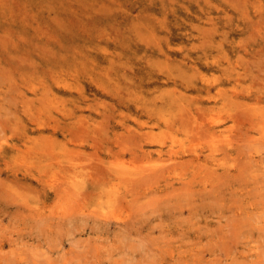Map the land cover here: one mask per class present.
<instances>
[{
    "label": "rangeland",
    "instance_id": "obj_1",
    "mask_svg": "<svg viewBox=\"0 0 264 264\" xmlns=\"http://www.w3.org/2000/svg\"><path fill=\"white\" fill-rule=\"evenodd\" d=\"M260 68L262 69L261 73L258 71ZM263 69L264 0H0V264H82L81 261H84L83 264H87L91 258L89 255L96 259H90L89 263L92 262V264H128L129 259L134 264H148L149 262L151 264L153 261L152 264H161V262L170 264L172 261L173 264L174 262L176 264H183V262L185 264H199V262L200 264H213L214 262L211 263L210 259H214V255L219 251H222L220 252L221 257L218 254L216 256L221 259L219 258V262L216 260V264H225L226 262L230 264V259L233 260V263L239 264L240 258L244 260V262L241 260L240 264H264V257L262 258L264 242H260L264 237V231L262 235L259 228L264 226V196L260 195L262 192L264 193V184L262 183L264 179L261 175L256 176L264 175V136L260 129V122L264 119ZM255 76H260L257 77L259 80ZM3 79H5L4 83ZM236 92H240L239 97L236 96ZM257 92L263 97L261 102L263 106L261 103V105L256 103L254 94ZM241 104H243V108H239ZM199 106L209 108L208 114L203 115L202 110H200V114L207 122L215 120L216 131L222 134V136L219 134V139H210L207 136H204L207 140L203 139V136L191 138L192 133L187 134V131H180L178 126L176 128L178 132L173 130L171 125L173 122L182 116L186 118V108L191 107L195 110ZM256 106L258 107L255 108ZM242 109L249 112L246 114L250 115L251 121L246 120L248 116H243V121L239 118L233 120L228 114L229 110L230 114H235L237 111L238 113L243 111ZM104 122L107 124L104 125ZM228 126L233 130L223 133L222 130ZM135 130L138 132L136 133ZM132 132H135L136 136L128 134ZM143 132H151V135L148 137L146 134L143 138L137 137ZM122 134L130 136L132 139H128L126 136L128 140L125 138L126 142H123ZM191 134L192 136H190ZM251 134L256 135V138ZM228 135L234 139L231 146V157L218 151L214 152L213 156L204 159L206 154L212 151L210 147L206 146L215 144V141L217 145L219 143L221 146H226L220 139ZM237 137L239 140L235 139ZM135 139L139 144H142L138 145ZM190 139L193 142H189ZM133 140L135 145L129 143ZM210 140H213L212 143ZM237 141L248 145L247 148L250 147V149L245 148L244 145L243 147L242 143L239 144ZM93 143L95 144L93 145ZM172 143L178 148L181 146L190 148L188 147L190 143L191 147H205V152L201 154L204 158L198 162L189 152L185 153L184 157L177 160L184 161L183 165H180L181 167L179 166L170 174L167 173L166 176L152 180L153 182H144L145 184L142 187L137 186V191L126 197L125 201L121 200L124 197L122 194L127 196L124 183L119 184L120 180L118 179L110 182L106 171L111 172L113 169L128 170L129 172L141 171V165L148 164L147 158L132 159L131 148V151L142 152L143 149L154 150L161 145L169 148ZM236 143L237 145L234 146ZM50 145L52 148L49 149ZM262 149L263 151H261ZM113 150L119 151V153ZM244 150L249 151L246 153ZM246 154L248 155L246 156ZM168 156L170 154L164 155L166 158ZM246 157H248L247 159L254 157L252 158L254 160L249 159L248 161H255L256 164L248 163ZM225 158L227 159L225 160ZM125 159L126 161H124ZM137 159H141L142 164ZM239 159H243L242 161L246 164H241L242 161H238ZM134 160L136 162L132 165ZM165 161L167 163V160ZM165 161L162 162L165 163ZM169 162L175 161L169 159ZM248 164L249 166H247ZM200 165H204L201 170L199 169ZM196 167L198 168L196 169ZM241 168L243 175L239 172ZM96 169H98L97 172ZM90 170L94 171L93 173L96 172L95 174H100L98 179L87 175V172H91ZM196 170L201 175H198ZM249 171L250 173H248ZM193 172L196 173L195 176H193ZM236 173L239 175L235 177ZM225 174L227 178L224 177ZM241 176H245L246 181ZM249 177L252 180H249ZM255 177L259 181H256ZM182 179L186 184L181 182ZM54 180L55 187L50 185ZM74 180L79 186L74 183ZM58 181L70 184L73 182L71 184L73 187L70 189L76 187L77 192L70 191L67 194L68 190L56 186ZM188 182H191L192 185H188ZM255 182H259V185ZM210 184L212 185L210 186ZM219 184L221 188L218 186ZM74 185L76 186L74 187ZM218 187L220 188L219 192ZM250 187L251 189H249ZM169 188L172 191L174 189V193L171 192L176 197L171 196ZM260 188L263 191H259ZM32 190L37 195L33 194ZM166 190L168 193L165 194ZM11 191L13 194L15 192V195ZM182 191L185 192L180 193ZM162 192L165 196L167 194L170 196L167 195V200H164L169 203H164L163 199L166 198L159 196ZM136 193L140 194L134 197L133 194ZM150 193H153L154 196ZM188 193L191 195H187ZM118 194L121 196L119 203H117ZM145 194L147 195L144 196ZM163 194L162 196H164ZM16 195L17 197H14ZM132 195L135 200L139 199V202L137 200L139 204L135 200L133 201ZM149 195L154 199L152 197L150 199ZM181 196L185 197L184 200ZM10 197L16 199L12 202ZM63 197L65 198L63 199ZM190 197L192 201H189ZM255 197L258 200L255 201ZM259 197L262 201L259 200ZM26 198L25 203L29 204H21ZM175 198L179 199V203H174L176 202ZM201 198L202 200L209 198V202L207 200L205 203L201 201ZM73 199L78 204L71 207L74 203ZM146 199H148V203L145 202ZM181 200L185 204L181 203ZM70 202L72 203L70 204ZM213 202L216 206L211 208ZM141 203L142 206H140ZM149 203L153 206H148ZM171 203L176 209L172 207ZM195 203L197 207H195ZM69 204L72 210L76 208L77 213L73 211L74 215L68 208ZM207 204L209 205L207 206ZM240 204L241 206H239ZM129 205H132V209L136 206L135 208L139 209L140 213L136 209L131 210ZM178 205L180 210L183 207L181 211L177 210ZM155 206H159L158 211L157 208H154ZM16 208L18 209L16 210ZM151 208L152 211L156 209L158 213L151 212ZM147 209L151 215H146ZM94 210L97 212H93ZM108 210L109 215L102 216ZM243 210L244 212H242ZM137 212L141 215H138ZM232 212L237 215L234 216ZM223 213H227L228 216ZM251 213L254 219L258 217L257 220H259L258 223L256 220L252 221L254 227L251 225L253 219L250 218ZM32 214H34V218H37L31 217ZM70 214L74 217L69 216ZM173 214L178 216L175 215L176 218H173ZM259 214L260 216H258ZM37 215L46 217V219H42V226H40V216ZM197 215L200 217L198 218ZM238 215H241V218ZM138 216L141 217L139 220ZM224 216H230L231 223L235 226L230 223L227 225V222L230 221H226L227 218ZM233 217H236L240 224L244 223L242 224L244 228L241 229L245 230L244 234L239 229L241 225L238 226L240 232L238 229H234L239 223L236 219L234 221ZM229 218L227 220H230ZM46 221L47 224L44 225ZM218 221L223 224V226L218 225L220 228L216 225ZM140 222L141 224H139ZM37 223L40 229H36ZM56 223H59L60 226H57ZM98 223L100 226L97 228L96 224L98 225ZM246 223L249 228H245ZM200 224H204L203 227H200L201 229L198 228ZM133 225L137 227L134 228ZM207 225H209L208 228ZM67 226L70 227L69 232ZM93 226H96L95 229H92ZM121 226L124 228L122 229ZM161 226L162 229H160ZM138 228L140 230L137 231ZM149 228L151 229L149 230ZM55 229H60V232ZM38 230L43 231V233L41 232L42 236ZM44 230L48 236L45 235ZM146 231L147 233H145ZM182 231L185 237L179 234ZM217 231L220 232V237ZM137 232H141L140 234L146 239L150 237L151 239L148 238V240L157 251L149 248L152 247L149 241H145L142 235ZM162 232H164L163 234L167 233L165 237ZM235 232L236 234H234ZM67 233L68 235L71 233L70 236H66ZM240 234H243L241 235L243 236L242 240ZM168 235H172V237ZM90 236L93 238L90 239ZM173 237L174 240H172ZM120 238L126 242L127 247ZM128 239L129 241L133 239V241L130 243ZM232 239L236 243L234 251L229 250L234 245L232 243L230 246ZM189 240L194 243L188 242ZM218 240L221 243L224 241L223 245L220 243L221 247H219V243L217 244ZM197 241L198 243H196ZM86 242L89 245L92 242L94 247L98 246L96 253L93 251L95 248L90 246L88 249L89 245L87 246ZM119 242L128 249L122 247ZM127 242L132 246L130 247ZM113 244V247L116 245V249L111 248ZM162 244H165L164 247ZM204 244L210 245L205 247ZM212 244L213 246L215 244L216 247H211ZM82 247L84 251L90 252L87 257L85 256L86 252L82 253ZM237 248L238 250L235 251ZM73 249L81 250L84 256L79 259L76 256V253L79 252H75ZM91 249L94 254L91 253ZM111 249L116 251L120 249L121 253L124 251L125 253L121 254L118 251L117 253ZM134 249L135 251H133ZM158 249L160 251L167 250L158 252ZM231 249L233 250V248ZM250 249L252 251H249ZM102 250L107 252L104 253ZM110 250L114 253L110 254ZM16 251L20 255H16L18 254ZM104 254L114 257L108 256L107 259ZM117 257L123 259L119 261ZM125 258L127 260H124ZM234 259L239 261H234ZM255 260L256 262H254ZM69 261L73 262L69 263Z\"/></svg>",
    "mask_w": 264,
    "mask_h": 264
},
{
    "label": "bare ground",
    "instance_id": "obj_2",
    "mask_svg": "<svg viewBox=\"0 0 264 264\" xmlns=\"http://www.w3.org/2000/svg\"><path fill=\"white\" fill-rule=\"evenodd\" d=\"M262 68V67H261ZM259 69L258 71H260V70H262V69ZM264 70V69H263ZM262 71H260V73H261ZM259 73V72H258ZM7 76V75H6ZM10 76V75H9ZM227 76H228V74H227ZM229 76H231V75H229ZM237 77V76H236ZM256 77V76H255ZM257 77H260V76H257ZM256 77V78H257ZM262 77V76H261ZM8 78V77H7ZM238 78V77H237ZM263 78V77H262ZM0 79H1V77H0ZM244 79V78H243ZM258 80H259V78H257ZM261 79V78H260ZM238 80V79H237ZM240 80H242V79H240ZM256 80V79H255ZM2 81V80H1ZM4 81H5V79H3V83H4ZM252 82V81H251ZM260 87V86H259ZM262 88V87H261ZM208 93V92H207ZM239 93L240 92H236L235 94H236V96H238L239 97ZM216 94V93H215ZM234 94V95H235ZM170 95V94H169ZM190 95V94H189ZM234 95H233V97H234ZM160 96V95H159ZM229 96H231V95H229ZM243 96H245V95H243ZM249 96H253V95H249ZM180 97V96H179ZM193 97V96H192ZM211 98H213L214 96H210ZM223 97V96H222ZM227 97V96H226ZM233 97H231V98H233ZM178 98V97H177ZM183 98V97H182ZM200 98V97H199ZM228 98V97H227ZM237 98V97H236ZM254 98H256V103H258V104H260L261 102H262V99H263V97H262V95L261 94H259L258 92L257 93H255L254 94ZM190 99V98H189ZM165 100V99H164ZM152 101V100H151ZM246 101V100H245ZM248 101V100H247ZM235 102V101H234ZM250 102V101H249ZM255 102V101H254ZM238 103H241V102H238ZM247 104V103H246ZM262 104V103H261ZM260 104V105H261ZM250 105V104H249ZM243 106V104H241V105H239V108L240 107H242ZM261 106H263V104L261 105ZM258 106H256L255 108H257ZM213 108V107H212ZM239 108H237V109H239ZM243 108V107H242ZM255 108H254V110H255ZM263 108V107H262ZM2 109V108H1ZM184 109V108H183ZM252 110H253V108H251ZM186 110V115H185V117L186 118H184L183 116L179 119V120H176V122H173V124H171L172 125V127L174 128L173 130L175 131L176 130V128H177V126H178V129L180 130V131H182V130H184V131H187V134H190V133H192L193 134V136H192V134L190 135V136H192L191 138H196V136L198 137H201V136H203V139H205V140H207L204 136H207L208 138L210 137V139L211 138H218L220 135L222 136V134L221 133H219V132H217L216 131V126H217V123H215L214 121L215 120H211L210 122H207V120L200 114V110H202L203 112H204V114L203 115H205L206 113L208 114V111H209V108L208 107H201V106H199V107H197V108H195V110H193V108H191V107H188V108H186L185 109ZM243 111H241V112H239L238 113V111H237V113H235V114H230V110L228 111V114L231 116V119H236V118H239V119H241V121H243L244 119H243V116H248L247 118L248 119H246L247 121L248 120H250L251 121V119H250V115H247V114H249V112H247L245 109H242ZM257 110V109H256ZM201 111V112H202ZM258 111V110H257ZM247 113V114H246ZM181 114V113H180ZM214 114V113H213ZM3 115V114H2ZM1 116V115H0ZM207 116V115H206ZM179 117V116H178ZM252 117V119H253V116H251ZM37 121V120H36ZM209 121V120H208ZM239 121V120H238ZM237 121V122H238ZM16 122V121H15ZM255 122V121H254ZM6 123V122H5ZM261 127H260V129H261V132H262V134H263V136H264V119L263 120H261ZM1 124V123H0ZM107 123H105L104 122V125H106ZM126 124V123H125ZM223 124V123H222ZM240 124V123H239ZM54 125H55V123H54ZM238 125V124H237ZM240 125H242V124H240ZM239 125V126H240ZM254 125H255V123H254ZM226 126V125H225ZM181 127V128H180ZM229 127V126H228ZM226 127L224 130H222L223 131V133H227L228 132V130L229 131H232L233 130V128L232 127ZM248 127H250V126H248ZM7 128V127H6ZM14 129V128H13ZM178 129L176 130V132H178ZM2 130V129H1ZM3 130H4V128H3ZM2 130V131H3ZM221 130V129H220ZM17 131V130H16ZM19 131H21L20 129H19ZM136 131V130H135ZM1 132V131H0ZM115 132V131H114ZM138 131H136V133H137ZM116 133H117V131H116ZM135 133V132H134ZM134 133L132 132V133H128L129 135H131V134H133L134 135ZM135 133V134H136ZM232 133V132H231ZM236 133H239V132H236ZM249 133V132H248ZM258 133V132H257ZM115 134V133H114ZM124 134H125V132H124ZM147 134V136L149 137L150 135H151V132H143V133H141V135H138L137 137H139V136H141V138H143V136L144 135H146ZM220 134V135H219ZM123 135V134H122ZM236 135H238V134H236ZM241 135V134H240ZM249 135V134H248ZM252 135V134H251ZM126 136H128V135H126ZM126 136L125 135H123L122 137H121V139L122 138H124L123 139V142H126V140H128V139H132V138H130V136H128L127 138H126ZM132 136V135H131ZM134 136H136V135H134ZM171 136V135H170ZM169 136V137H170ZM244 136V135H243ZM253 136V135H252ZM251 136V137H252ZM3 137V136H2ZM1 137V138H2ZM24 137V136H23ZM235 137V136H234ZM240 137V136H239ZM242 137V136H241ZM244 137H247V136H244ZM250 137V138H251ZM253 137H255L256 138V135H254ZM125 138H126V140H125ZM140 138V137H139ZM87 139V138H86ZM120 139V140H121ZM200 139V138H199ZM202 139V138H201ZM202 139V140H203ZM219 139V138H218ZM235 139H237V140H239L238 139V137L237 138H235ZM254 139V138H253ZM116 140H118V139H116ZM125 140V141H124ZM205 140H203V141H205ZM221 140V142H222V144H223V142H224V144L226 145V146H221L219 143H218V145L216 144L217 142L215 141V144H212V145H209V146H206V147H210L211 148V152H209V153H207L206 154V156H205V158L204 157H202V155L201 154H203L204 152H205V147H195V146H192L191 147V143H190V146H188V147H190V148H187V147H183V146H181V147H177V146H175V144H171V145H169V148H165V147H163V145H161V147H158V148H156V149H154V150H148V149H143V151L141 152V151H138V150H136V151H131V149H130V155H131V158L133 159H135L136 160V158H138L139 159V157H143V158H147L146 159V162H148V164L147 165H145V163H143L142 164V160L140 159V160H138L137 159V161H141V171H135V172H129L128 170H122V169H113V171L111 170V172L109 171V170H107L106 171V174L108 175L107 176V178H109L108 180H110V182H112L114 179H118V180H120V182H119V184L122 182V183H124V189H125V193L127 194V196H125V195H123L122 194V196H124L122 199H121V196H119V194H118V196L119 197H117L118 198V202L117 203H119L120 201H119V199H121V200H124V199H126V197H129L130 196V194L131 193H133L134 191H137V186H139V187H142L145 183L144 182H148V181H152V180H157L159 177L161 178V176H166L167 175V173H171L172 171H175L180 165L182 166L183 165V163H184V161L183 160H181V161H177L180 157H184L185 156V153H190L191 155H193L194 156V158H196L197 160H198V162H199V160H201L202 158H204V159H206V157H209V156H213V154H214V152H218V151H220V152H224V155H226V156H230L231 157V155H230V153H231V149H232V145H233V141H234V139H233V137L231 136V135H228V136H225L224 138H221L220 139ZM244 140H245V138H244ZM49 141H51V140H49ZM122 141V140H121ZM129 141H131V140H129ZM128 141V142H129ZM198 141V140H197ZM213 141V140H212ZM212 141L210 140V142L212 143ZM236 141V140H235ZM249 141V140H248ZM257 141V140H256ZM261 141L263 142V138L261 139ZM119 142V141H118ZM135 142L136 143H138V141L135 139ZM139 142H140V140H139ZM189 142H193V141H191V139H190V141ZM238 142V141H237ZM120 143V142H119ZM118 143V144H119ZM130 144L131 143H134V140H133V142H129ZM141 143V142H140ZM206 143H207V141H206ZM239 144L240 143H242V142H238ZM247 143V142H246ZM90 144H91V142H90ZM95 143H93V145H94ZM121 144V143H120ZM119 144V145H120ZM128 144V143H127ZM142 144V143H141ZM141 144H139L138 143V145H141ZM161 144H163V143H161ZM238 144V145H239ZM249 144V143H248ZM18 145V144H17ZM92 145V144H91ZM133 145V144H132ZM134 145H135V143H134ZM235 145H237V143L236 144H234V146ZM245 146V148H247L248 147V145H245V144H243L242 143V146ZM47 146V145H46ZM97 146V145H96ZM121 146V145H120ZM120 146H119V148H120ZM123 146H126L125 144H123ZM180 146V145H179ZM243 146V147H244ZM253 146V145H252ZM251 146V147H252ZM264 146V145H263ZM13 147V146H12ZM16 147V146H15ZM50 147L52 148V146L50 145L49 146V149H50ZM142 148H143V146H141ZM242 147V148H243ZM17 148V147H16ZM43 148L45 149V146H43ZM48 148V147H47ZM128 148V147H127ZM209 148V149H210ZM254 148V147H253ZM17 149H19V148H17ZM49 149H47V150H49ZM134 149H135V147H134ZM166 149V150H165ZM247 149H250V147L249 148H247ZM246 149V150H247ZM20 150V149H19ZM24 150V149H23ZM40 151H42V150H40ZM43 151H45V150H43ZM111 151H112V149H111ZM114 151V150H113ZM238 151V150H237ZM236 151V152H237ZM241 151V150H240ZM245 151V150H244ZM249 151V150H248ZM247 151V152H248ZM261 151H263V149L261 150ZM21 152H23V151H21ZM28 152V151H27ZM46 152V151H45ZM114 152H118L119 153V151H114ZM113 152V153H114ZM121 152V151H120ZM246 152V151H245ZM246 152V153H247ZM33 153V152H32ZM54 153V152H53ZM118 153H116V154H118ZM242 153V152H241ZM240 153V154H241ZM26 154H28V153H26ZM41 154V153H40ZM39 154V155H40ZM168 154H170V156H168V158H166V157H164V155H168ZM248 154H246V156H247ZM237 156V155H236ZM262 156H263V154H262ZM45 157V156H44ZM156 157H157V159H156ZM223 157H225V156H223ZM234 157V156H233ZM261 157V156H260ZM50 158V157H49ZM100 158V157H99ZM98 158V159H99ZM115 158H118V157H115ZM115 158H113V159H115ZM127 158H129V157H127ZM192 158V157H191ZM193 158V159H194ZM228 158V157H227ZM227 158H225V160L227 159ZM248 157H246V159H247ZM252 158H254V157H252ZM252 158H249L250 160L252 159ZM103 159V158H102ZM120 159H122V157H120ZM124 159V158H123ZM169 159H170V161H171V159H174V161L175 162H169ZM185 159V158H184ZM188 159H190V158H188ZM188 159H187V162H189L188 161ZM192 159V160H193ZM216 159V158H215ZM244 159V158H243ZM242 159V160H243ZM246 159H244V160H246ZM249 159H247V161L249 160ZM46 160V159H45ZM53 160V159H52ZM100 160V159H99ZM132 161L133 163H132V165L136 162V161ZM165 160H167V163H166V161ZM192 160H190V162L192 163ZM230 160V159H229ZM235 160V159H234ZM242 160H238V161H242ZM252 160H254V159H252ZM53 161H55V160H53ZM113 161H117V160H113ZM124 161H126V159L124 160ZM165 161V163H163V162ZM34 162V161H33ZM117 162H119V161H117ZM121 162V161H120ZM127 162H128V160H127ZM194 162H196V161H194ZM243 162V161H242ZM241 162V164H246L245 162H243L242 163ZM251 161H248V163H250ZM253 162V163H252ZM251 163L253 164V165H255L256 163H254L255 161H252ZM130 163V162H129ZM138 163V162H137ZM179 163V164H178ZM200 163L202 164V162L200 161ZM238 163H240V162H238ZM34 164V163H33ZM101 164V163H100ZM104 164V163H103ZM139 164V163H138ZM251 164V165H252ZM257 164H259V163H257ZM35 165V164H34ZM73 165V164H72ZM76 165V164H75ZM145 165V166H144ZM236 165V164H235ZM252 165V166H253ZM17 166V165H16ZM24 166V165H23ZM26 166V165H25ZM36 166H37V163H36ZM139 167H140V165H138ZM180 166V167H181ZM201 166V168H199L200 170L202 169V166L204 167V165H200ZM206 166H208V165H206ZM239 166H242V165H239ZM247 166H249V164L247 165ZM39 167V166H38ZM37 167V168H38ZM110 167V166H109ZM185 167H187V165L185 164ZM199 167V166H198ZM198 167H196V169L198 168ZM235 167V166H234ZM242 167H244V166H242ZM254 167H256V166H254ZM74 168V167H73ZM76 168V167H75ZM113 168H115V167H113ZM117 168V167H116ZM245 169H246V167H244ZM18 169V168H17ZM94 169V168H93ZM189 169H190V167H189ZM211 169V168H210ZM209 169V170H210ZM244 169V170H245ZM254 169V168H253ZM262 170H263V168H261ZM28 170V169H27ZM77 170V169H76ZM100 170H103V169H100ZM213 170V169H212ZM239 170V169H238ZM241 170V171H240ZM239 170V172H241V175H243L242 174V168ZM250 170V169H249ZM252 170V169H251ZM256 170V169H255ZM258 170H260V169H258ZM69 171V170H68ZM91 171V170H90ZM96 172L98 171V169H96L95 170ZM184 171V170H183ZM191 171V170H190ZM194 171V170H193ZM196 171H198V170H196ZM206 171V170H205ZM227 171V170H226ZM247 171V170H246ZM78 172V171H77ZM94 172V171H93ZM92 171L91 172H87V175H89V177H95L94 179H98V177H99V175L100 174H95V173H93ZM101 172V171H100ZM215 173H216V171H214ZM262 172V171H261ZM80 173V172H79ZM227 173H228V171H227ZM248 173H250V171L248 172ZM54 174V173H53ZM52 174V175H53ZM168 174V175H169ZM176 174H179V175H181L182 173H176ZM196 174V173H195ZM195 174H194V172H193V176H195ZM200 174V172L198 171V175ZM211 174H214V173H211ZM221 174V173H220ZM229 174V173H228ZM259 174V173H258ZM7 175V174H6ZM38 175V174H37ZM76 175H79V174H76ZM201 175V174H200ZM237 175H239L238 173H236L235 174V177L237 176ZM249 175H251V174H249ZM254 175H256V174H254ZM261 175V177L264 179V175L262 176V174H259V175H256V176H260ZM53 176H55V175H53ZM203 176H205V174H203ZM209 176V175H208ZM210 176H212V175H210ZM218 176V175H217ZM229 176V175H228ZM231 176V175H230ZM246 176V175H245ZM245 176H241L242 178L244 177V181H246L245 180ZM57 177V176H56ZM55 177V178H56ZM101 177H102V175H101ZM213 177V176H212ZM216 177V176H215ZM224 177L225 178H227L226 177V174L224 175ZM234 177V178H235ZM251 178H252V176H250ZM249 177V180H252L251 178ZM254 177V176H253ZM260 177V178H261ZM40 178V177H39ZM51 178V177H50ZM105 178V177H104ZM103 178V179H104ZM186 178V177H185ZM188 178H190V177H188ZM201 179H203L202 177H200ZM205 178V177H204ZM207 178V177H206ZM232 178V177H231ZM256 178V181H259V180H257V177H255ZM2 179V178H1ZM73 179H75V178H73ZM199 179V178H198ZM200 179V180H201ZM47 180H48V178H47ZM61 180V179H60ZM77 180V179H76ZM167 180V179H166ZM174 180H176V179H174ZM197 180V179H196ZM199 180V181H200ZM219 180V179H218ZM222 180V179H221ZM220 180V181H221ZM227 180H229V179H227ZM236 180V179H235ZM238 180V179H237ZM236 180V181H237ZM248 180V179H247ZM248 180V181H249ZM260 180H262V179H260ZM10 181V180H9ZM49 181H50V179H49ZM68 181V180H67ZM70 182H71V180H69ZM73 181V180H72ZM96 181V180H95ZM171 181V180H170ZM173 181V180H172ZM186 181H188V180H186ZM198 181V180H197ZM232 181V180H231ZM239 181H240V179H239ZM253 181H254V179H253ZM252 181V182H253ZM40 182V181H39ZM59 182V181H58ZM57 182V183H58ZM62 181H60L58 184H56V186L57 187H60V188H64V189H66V191L68 190V193L67 194H69V192L70 191H73V192H77V189H76V185H74V189H70V188H72L73 186H71V184L73 183H69V182H62ZM153 182V181H152ZM159 182V181H158ZM174 182V181H173ZM181 182H183L184 184H186L184 181H183V179H182V181ZM222 182H223V180H222ZM5 183V182H4ZM21 183V182H20ZM61 183V184H60ZM74 183H76L77 185H78V183L77 182H75V180H74ZM94 183V182H93ZM99 183V182H98ZM103 183V182H102ZM143 183V184H142ZM195 183V182H194ZM201 183H202V180H201ZM224 183V182H223ZM257 185H259L258 183L259 182H255ZM261 183V182H260ZM263 184H264V181L262 182ZM7 184V183H6ZM43 184V183H42ZM146 184H150V183H146ZM168 184V183H167ZM176 184V183H175ZM179 184V183H178ZM189 184H191V182L189 183L188 182V185ZM213 184V183H212ZM212 184H210V186L212 185ZM216 184H217V181H216ZM221 184V183H220ZM220 184L218 185L219 187H220ZM50 185L51 186H54L55 187V180L52 182L51 181V183H50ZM85 185V184H84ZM151 185V184H150ZM192 185V184H191ZM213 185H215V184H213ZM224 185V184H223ZM223 185H221L222 187H224ZM71 186V187H70ZM79 186V185H78ZM170 186V185H169ZM226 186V185H225ZM249 186H251V185H249ZM2 187V186H1ZM9 187H10V185H9ZM48 187V186H47ZM193 187V186H192ZM200 187V186H199ZM218 187V188H219ZM227 187V186H226ZM245 187H246V185H245ZM244 187V188H245ZM6 188V187H5ZM18 188V187H17ZM92 188V187H91ZM102 188V187H101ZM208 188V187H207ZM214 188H215V186H214ZM218 188H216V189H218ZM221 188V187H220ZM220 188L218 189V192H219V190H220ZM252 188H254L253 186H252ZM263 188H264V186H263ZM8 189V188H7ZM28 189V188H27ZM205 189V188H204ZM209 189H210V187H209ZM216 189H214V190H216ZM249 189H251V187L249 188ZM248 188H247V190H249ZM9 191H10V189H8ZM7 190V191H8ZM15 190H16V187H15ZM42 190V189H41ZM213 190V191H214ZM228 190V189H227ZM236 190H237V188H236ZM254 190H255V188H254ZM253 190V191H254ZM258 190V189H257ZM264 190V189H263ZM263 190H261V188H260V190L259 191H263ZM8 191V192H9ZM46 191V190H45ZM55 191V190H54ZM61 191V190H60ZM59 191V192H60ZM172 190H170V188H169V192H171ZM177 191V190H176ZM217 191V190H216ZM252 191V190H251ZM258 191V192H259ZM20 192V191H19ZM24 192V191H23ZM23 192H22V194H23ZM32 192H33V190H32ZM58 192V191H57ZM84 192V191H83ZM103 193L105 192V191H102ZM155 192V191H154ZM173 193H174V189H173V191H172ZM171 192V193H172ZM185 192V191H184ZM183 191L182 192H180V193H184ZM257 192V193H258ZM11 193H12V191H11ZM35 192H33V194H34ZM65 193V192H64ZM164 192H162V194H163ZM166 193H168L167 192V190H166V192H165V194ZM170 193V194H171ZM171 194V196H175L176 197V195L175 194ZM187 193V192H186ZM215 193V192H214ZM223 193V192H222ZM231 193V192H230ZM246 193V192H245ZM248 193H251L250 191H248ZM253 193V192H252ZM261 193V192H260ZM8 194H10V193H8ZM13 194V193H12ZM17 194V193H16ZM25 194V193H24ZM26 194H27V192H26ZM36 194V193H35ZM58 194V193H57ZM97 195H98V192L96 193ZM140 193H136V194H133V195H135L134 197H136V195L138 196ZM151 194V193H150ZM153 194V193H152ZM151 194V195H152ZM162 194H160L159 196L160 197H163V198H166V199H163V202L165 203V202H168V201H164V200H167V195L165 196L164 194V196H162ZM177 194V193H176ZM194 194V193H193ZM201 194V193H200ZM256 194V193H255ZM264 193L262 192V194H260L261 196H264L263 195ZM13 195H15V192H14V194ZM18 195V194H17ZM17 195L16 196H14V197H17ZM37 195V194H36ZM35 195V196H36ZM63 195V194H62ZM72 195V194H71ZM74 195V194H73ZM76 195H79L78 193H76ZM121 195V194H120ZM133 195L131 196V197H133ZM147 194H145L144 196H146ZM181 195V194H180ZM183 195V194H182ZM184 195H186V194H184ZM187 195H191L190 193H188ZM225 195V194H224ZM244 195H246V194H244ZM251 195V194H250ZM12 196V195H11ZM19 196V195H18ZM22 196H24V195H22ZM64 196V195H63ZM82 196H83V194H82ZM85 196V195H84ZM141 196V195H140ZM153 196H154V194H153ZM169 196V195H168ZM226 196V195H225ZM236 196H237V194H236ZM39 197V196H38ZM60 197V196H59ZM67 197H68V195H67ZM85 197H87V196H85ZM107 197H108V195H107ZM111 197V196H110ZM133 197V201L135 200V198ZM149 197H150V195H149ZM152 197V196H151ZM151 197H150V199H151ZM170 197V196H169ZM178 197H179V193H178ZM189 197V196H188ZM201 197V196H200ZM205 197V196H204ZM215 197V196H214ZM7 198V197H6ZM11 198V197H10ZM56 198V197H55ZM65 197H63V199H64ZM69 198V197H68ZM76 198H78L77 196H76ZM158 198V197H157ZM181 198L184 200V198L185 197H183V196H181ZM195 198V197H194ZM242 198V197H241ZM260 199V201H262L261 200V197H259ZM14 199H16V198H11V200H12V202H13V200ZM40 199V198H39ZM70 200H71V198H69ZM99 199H101V198H99ZM113 199V198H112ZM152 199H154L153 197H152ZM159 199V198H158ZM170 199V198H169ZM176 199V198H175ZM188 199H191V197L190 198H188ZM219 199V198H218ZM263 199H264V197H263ZM137 200H138V202H139V199H136L135 201L137 202ZM155 200H156V198H155ZM172 200V199H171ZM179 199H176L175 201L176 202H174V203H179V201H178ZM183 200H181V203H183V204H185V202H183ZM208 200V202H209V198L208 199H204V200H202V198H201V201H203V202H205L206 203V201ZM210 200H211V198H210ZM255 201L256 200H258V198L256 199V197H255V199H254ZM6 201H7V199H6ZM23 201V200H22ZM22 201H20V202H22ZM25 201H27V198H26V200L24 199V203H21V204H25V205H27V204H29V203H25ZM55 201V200H54ZM74 203L72 204V206L71 207H74L76 204H78V202L76 203V200H72ZM78 201H80L79 199H78ZM125 201V200H124ZM133 201H131V202H133ZM189 201H192V199L191 200H189ZM213 201H215V199H213ZM219 201V200H218ZM223 201V200H222ZM225 201H226V199H225ZM246 201V200H245ZM264 201V200H263ZM19 202V201H18ZM82 202V201H81ZM137 202V204H139ZM145 202L146 203H148V199H146L145 200ZM149 202H150V200H149ZM162 202V203H163ZM171 202V201H170ZM193 202H195V201H193ZM193 202H191V203H193ZM211 202V204H212V200L210 201ZM216 202H217V200H216ZM244 202V201H243ZM247 202V201H246ZM8 203V202H7ZM14 203H15V201H14ZM53 203V202H52ZM72 202H70V204H71ZM133 203H135V202H133ZM143 203V202H142ZM142 203H141V205L140 206H142ZM151 203V202H150ZM149 203V205L148 206H150L151 204ZM160 203H161V199H160ZM161 203V204H162ZM169 203V202H168ZM180 203V204H181ZM197 204H198V201L196 202ZM195 203V204H196ZM219 203H220V201H219ZM20 204V203H19ZM70 204H69V210H71L72 211V214L74 213L73 211H75L76 210V208H74V210H72V208L70 207ZM75 204V205H74ZM81 204V203H80ZM127 204V203H126ZM136 203H135V205H137ZM145 204V203H144ZM157 204H159L158 202H157ZM156 203H155V205H157ZM172 204V203H171ZM188 204H190V203H188ZM197 204H196V206L195 207H197ZM232 204V203H231ZM234 204V203H233ZM238 204V203H237ZM244 204H245V202H244ZM74 205V206H73ZM120 205H121V203H120ZM147 205V204H146ZM170 205V204H169ZM168 205V206H169ZM177 205V204H176ZM193 206H194V204H192ZM192 205H190V206H192ZM199 205H201L200 203H199ZM203 205H205L204 203H203ZM209 204H207V206H208ZM221 205V204H220ZM251 205V204H250ZM255 205V204H254ZM20 206V205H19ZM32 206V205H31ZM55 206V205H54ZM77 206H79V205H77ZM83 206V205H82ZM130 206V205H129ZM134 206V205H133ZM147 206V207H148ZM151 206H153V204L151 205ZM214 206V202H213V205H211V208ZM216 206V205H215ZM214 206V207H215ZM239 206H241V204L239 205ZM253 206V205H252ZM255 206H257V205H255ZM255 206H253L254 208H255ZM26 207V206H25ZM30 207V206H29ZM84 207V206H83ZM117 207H118V205H117ZM120 207V206H119ZM122 208H123V205L121 206ZM128 207V206H127ZM131 207V210H135L136 208V206L135 207H133V209H132V205L130 206ZM138 207V206H137ZM144 207V206H143ZM159 206H155L154 208H157V211H158V208ZM172 207H175V206H173V204H172ZM182 207V206H181ZM202 207V206H201ZM221 207V206H220ZM228 207L229 208H231L229 205H228ZM244 207V206H243ZM248 207V206H247ZM55 208V207H54ZM71 208V209H70ZM129 208V207H128ZM141 208V207H140ZM163 208V207H162ZM209 208H210V206H209ZM18 208H16V210H17ZM111 209V208H110ZM130 209V208H129ZM170 209H174V208H170ZM175 209H176V207H175ZM183 209V207L181 208V210ZM197 209V208H196ZM200 209V208H199ZM202 209V208H201ZM217 209H218V207H217ZM244 209V208H243ZM256 209H258V208H256ZM261 209V208H260ZM7 210V209H6ZM63 210L65 211V208H63ZM69 210H68V212H69ZM138 212H139V209H136ZM141 210V209H140ZM177 210H180L179 209V205H178V207H177ZM180 210V211H181ZM234 210H235V208H234ZM263 210V209H262ZM20 211V210H19ZM96 210H94L93 212H95ZM144 211H145V209H144ZM144 211H142L143 213H144ZM154 212H155V214H156V209H154L153 210ZM152 211V208H151V212H153ZM166 211H167V209H166ZM169 211V210H168ZM212 211H214V209H212ZM217 211V210H216ZM253 211H255V210H253ZM15 212V211H14ZM21 212V211H20ZM53 212V211H52ZM76 212V211H75ZM83 213H84V211H82ZM97 212V211H96ZM112 212V211H111ZM137 212V214L138 215H141V214H139ZM147 214L146 215H151V212L150 211H148V209H147ZM145 212V213H146ZM160 212V211H159ZM170 212V211H169ZM178 212V211H177ZM198 212V211H197ZM215 212V211H214ZM242 212H244V210L242 211ZM241 212V213H242ZM22 213V212H21ZM33 213V212H32ZM36 213V212H35ZM77 213V212H76ZM90 213V212H89ZM91 213H92V211H91ZM109 210L107 211V212H105V213H103L102 214V216L104 215V216H108L109 214ZM117 213V212H116ZM115 213V214H116ZM132 213V212H131ZM158 213V212H157ZM161 213V212H160ZM159 213V214H160ZM238 213V212H237ZM15 214H18V213H15ZM23 214V213H22ZM30 214H31V212H30ZM72 214H70L69 216H73ZM85 214V213H84ZM95 214V213H94ZM101 214V213H100ZM159 214H157V215H159ZM193 214V213H192ZM191 214V215H192ZM195 214V213H194ZM211 214H214V213H211ZM224 214V213H223ZM232 214L234 215V212H232ZM256 214H258V213H256ZM264 214V213H263ZM25 215V214H24ZM43 215V214H42ZM47 215V214H46ZM61 215V214H60ZM88 215V214H87ZM91 215V214H90ZM118 215V214H117ZM132 215V214H131ZM134 215V214H133ZM154 215V213L152 214V216ZM174 216H173V218L175 217L176 218V216L175 215H177V214H173ZM188 214H186V216H187ZM196 215V214H195ZM222 215V214H221ZM224 215H227V213L226 214H224ZM232 215V216H233ZM237 215V214H236ZM236 215H234V216H236ZM242 215V214H241ZM241 215H238V216H240V218H241ZM251 215H252V213H251ZM26 216V215H25ZM31 216V215H30ZM35 216H36V214H35ZM37 216H40V215H37ZM52 216H53V213H52ZM62 216H63V214H62ZM95 216V215H94ZM144 214H143V218H144ZM178 216V215H177ZM198 216V215H197ZM223 216V215H222ZM228 216V215H227ZM225 217V218H229V217ZM258 216H260V214L258 215ZM31 217H33L34 218V214H32V216ZM71 217H69L70 218V220H71ZM74 217V216H73ZM96 217V216H95ZM95 217H94V220H95ZM134 217H136V216H134ZM179 217H180V215H179ZM188 217V216H187ZM191 217V216H190ZM196 217V216H195ZM200 216H198V218H199ZM217 217V216H216ZM242 217H244V215H242ZM33 218H31V219H33ZM37 218V217H36ZM36 218H34V219H36ZM45 219H46V217H44ZM43 217H41L40 216V218H39V220H40V222H41V224H40V226H42L43 224V222H42V219H44ZM48 218V217H47ZM49 218H50V215H49ZM104 218V217H103ZM106 218V217H105ZM109 218V217H108ZM126 218V217H125ZM129 218V217H128ZM138 218V220H139V218H141V217H137ZM146 218V217H145ZM160 218H161V216H160ZM197 218V217H196ZM207 218H210V217H207ZM234 218V221H235V219H236V217H233ZM246 218H248L249 219V217L248 216H246ZM251 219L253 218V215L250 217ZM258 218V217H257ZM257 218L256 219H252L251 220V225H253V227H254V224H252V221L254 222V220H256V223H258V221L259 220H257ZM61 219V218H60ZM73 219V218H72ZM102 219V218H101ZM132 219H133V216H132ZM136 219V218H135ZM135 219H134V221H135ZM162 219V218H161ZM160 219V220H161ZM191 219H192V217H191ZM190 219V220H191ZM216 219V218H215ZM226 219V221H230V222H227L226 224L227 225H229V223L231 224V225H233V226H235L234 224H232L231 222V219L230 220H227ZM74 220V219H73ZM116 220V219H115ZM131 220V219H130ZM159 220V221H160ZM165 220V219H164ZM250 220V219H249ZM176 221V220H175ZM198 221V220H197ZM233 221V222H234ZM236 221L238 222V220L236 219ZM243 221V220H242ZM39 222V223H40ZM58 222H59V220H58ZM128 222V221H127ZM136 222H137V220H136ZM153 222V221H152ZM161 222H163V221H161ZM177 222V221H176ZM182 222H183V219H182ZM236 222V223H237ZM250 222V221H249ZM23 223V222H22ZM45 223L47 224V221L46 222H44V225H45ZM63 223V222H62ZM62 223H60L61 224V226H62ZM68 223V222H67ZM70 223V222H69ZM97 223V222H96ZM105 223V222H104ZM124 223V222H123ZM130 223V222H129ZM239 223V222H238ZM256 223H255V225H256ZM51 224V223H50ZM49 224V225H50ZM102 224V223H101ZM139 224H141V222L139 223ZM138 224V226H140ZM160 224V223H159ZM181 224V223H180ZM207 224V223H206ZM222 225L223 226V224L222 223H219V221H218V224H216L217 226L218 225ZM242 224H244V223H239V224H237L236 226L237 227H234V229L236 228V229H238V226L239 225H241V228L239 227V229L241 230V229H243L244 227V225L242 226ZM247 224V223H246ZM262 224V223H261ZM31 225H32V223H31ZM37 225H38V223H37ZM52 225V224H51ZM56 225L57 226H60L59 225V223H56ZM66 225H68V224H66ZM118 225V224H117ZM127 225H128V223H127ZM136 225V224H135ZM156 225V224H155ZM161 225V224H160ZM204 225V224H203ZM203 225H201L200 224V226L198 227V228H200L201 226L203 227ZM216 225H214V227H217ZM227 225H226V227H227ZM30 226V225H29ZM39 225L36 227V229L38 228V229H40L39 227H40ZM53 226V225H52ZM96 226H97V228H98V226H100V223H98V225L96 224ZM95 226V227H96ZM120 226V225H119ZM134 226V225H133ZM150 226V225H149ZM181 226V225H180ZM208 226L209 225H207V228H208ZM247 226H248V224H247ZM246 225H245V228H249V226L247 227ZM262 226H263V224H262ZM46 227V226H45ZM51 227V226H50ZM54 227V226H53ZM68 227V226H67ZM67 227H66V229H67ZM95 227L93 226L92 227V229H95ZM137 227V226H136ZM135 226H134V228H136ZM153 227V226H152ZM151 227V228H152ZM157 227V226H156ZM224 227H225V225H224ZM223 227V228H224ZM232 227V226H231ZM256 227V226H255ZM264 227V226H263ZM263 227H259L260 228V230H261V233L264 231V229H263ZM31 228V227H30ZM69 228L70 227H68V232H69ZM96 228V229H97ZM100 228V227H99ZM120 228V227H119ZM121 228L123 229L124 227H122L121 226ZM140 228V227H139ZM137 229V231L138 230H140V229ZM151 228H149V230L151 229ZM154 228V227H153ZM180 228H182V227H180ZM189 228V227H188ZM196 229H198L197 227H195ZM218 228H220L219 226H218ZM228 228H230V226H228ZM250 228H252V226H250ZM257 228V227H256ZM45 229V228H44ZM58 229V228H57ZM57 229H55V231L57 230ZM61 229V228H60ZM59 229V230H60ZM126 229H128V228H126ZM146 229V228H145ZM160 229H162V226L160 227ZM201 229V228H200ZM203 229H205V228H203ZM211 229V228H210ZM216 229V228H215ZM227 229V228H226ZM232 229H233V227H232ZM238 229V230H239ZM253 229V228H252ZM252 229H250V231L252 232ZM43 230V229H42ZM59 230H57V232L59 231ZM62 230V229H61ZM71 230V229H70ZM98 230H102V229H98ZM206 230V229H205ZM209 230V229H208ZM212 230V229H211ZM217 230H219V229H217ZM237 230V231H238ZM240 230H239V232H240ZM249 230V229H248ZM247 230V231H248ZM31 231V230H30ZM66 231V232H67ZM119 231V230H118ZM152 231V230H151ZM163 231V230H162ZM181 231V230H180ZM185 231V230H184ZM226 231V230H225ZM234 231V230H233ZM245 230H241V233H243ZM249 231V232H250ZM38 232H39V234L42 236V234H41V232L43 233V231H39L38 230ZM37 232V233H38ZM44 232H45V230H44ZM60 232V231H59ZM63 232V231H62ZM93 232H94V230H93ZM98 232V231H97ZM128 232H129V230H128ZM127 232V233H128ZM150 232V231H149ZM160 232V231H159ZM196 232V231H195ZM212 232H213V230H212ZM212 232H211V234H212ZM219 231H217V233H218ZM248 232V233H249ZM46 234L45 235H47V232H45ZM51 233V232H50ZM49 233V236H51V234ZM122 233V232H121ZM138 233V232H137ZM141 232H139L138 234H140ZM145 233H147V231L145 232ZM153 233V232H152ZM164 232H162V234H163ZM225 233V232H224ZM246 233V232H245ZM253 233V232H252ZM264 233V232H263ZM263 233H262V235H263ZM29 234H31L30 232H29ZM34 234V233H33ZM70 234L71 233H69V235H68V233L66 234V236H70ZM116 234V233H115ZM124 234L126 235L125 237H127V234L124 232ZM167 234V233H166ZM166 234H163L164 235V237H165V235ZM179 234H181V235H184V237H185V234L183 233V231H182V233H179ZM219 234H220V232L218 233V236H219ZM222 234H223V232H222ZM222 234H221V237H222ZM227 234V233H226ZM234 234H236V232L234 233ZM244 234V233H243ZM243 234H240V236L241 235H243ZM97 235V234H96ZM117 235V234H116ZM121 235V234H120ZM123 235V234H122ZM131 235V234H130ZM140 235H142V234H140ZM150 235V234H149ZM157 235H159L158 233H157ZM181 235H180V237H181ZM187 235V234H186ZM199 235V234H198ZM253 235V234H252ZM257 235V234H256ZM38 236V235H37ZM44 236V235H43ZM48 236V235H47ZM128 236H129V234H128ZM156 236V235H155ZM168 236H170V235H168ZM189 236V235H188ZM224 236H225V234H224ZM223 236V237H224ZM40 237V236H39ZM46 237V236H45ZM98 237V236H97ZM101 237V236H100ZM121 237V236H120ZM124 237V236H123ZM124 237V239L126 240V238ZM131 237V236H130ZM142 237H143V235H142ZM159 237H161V236H159ZM170 237H172V235L170 236ZM178 238H179V235L177 236ZM183 237V236H182ZM187 237V236H186ZM220 237V236H219ZM218 237V238H219ZM243 236H241V240L243 239L242 238ZM245 237V236H244ZM255 237V236H254ZM93 237H91L90 236V239H92ZM129 238V237H128ZM144 238V237H143ZM149 239H151L150 237H148ZM148 238L146 239V237L144 238V240L145 241H147L148 240ZM162 238V237H161ZM176 238V237H175ZM178 238H176V239H178ZM233 238V237H232ZM257 238V237H256ZM264 238V237H263ZM263 238H262V240L260 241V242H264V240H263ZM2 239V238H1ZM47 239V238H46ZM49 239V238H48ZM68 239V238H67ZM89 239V238H88ZM89 239V240H90ZM121 240H123L122 238H120ZM135 239V238H134ZM140 239H142V238H140ZM153 239V238H152ZM175 239V240H176ZM194 239V238H193ZM200 239V238H199ZM248 239V238H247ZM251 239H253V238H251ZM258 239V238H257ZM3 240V239H2ZM116 240V239H115ZM154 240V239H153ZM156 240H158V238H156ZM161 240V239H160ZM171 240V239H170ZM172 240H174V237L172 238ZM194 240H196V239H194ZM193 240V241H194ZM201 240V239H200ZM240 240V241H241ZM254 240V239H253ZM252 240V241H253ZM97 241V240H96ZM118 241V240H117ZM124 241V240H123ZM122 241V242H123ZM128 241H129V239H128ZM133 241V239L131 240V241H129L130 243ZM137 241V240H136ZM149 241V240H148ZM163 241V240H162ZM186 241V240H185ZM220 241H222L221 239H220ZM219 240H218V242H217V244L219 243V247H221L222 245H223V242L221 243ZM234 241V239H232V241H231V243H230V246H231V244L233 243L234 245H232L231 246V248H233V250L231 249V248H229V250H231V251H234V246H236L235 244V241ZM115 242V241H114ZM125 242V241H124ZM129 242H127V244H129L130 245V247L132 246ZM167 242V241H166ZM188 242H190V243H194V242H191V240H189ZM204 242H206L205 240H204ZM208 242H210V241H208ZM228 242V241H227ZM239 242V241H238ZM2 243V242H1ZM39 243H41L42 244V242H39ZM39 243H38V245H39ZM49 243H50V241H49ZM51 243H52V241H51ZM87 243V242H86ZM90 243V242H89ZM120 243V242H119ZM149 243H150V246H152L153 244L151 243V241H149ZM174 243V242H173ZM181 243V242H180ZM185 243V242H184ZM190 243H188V244H190ZM196 243H198V241L196 242ZM210 243H212V242H210ZM220 243L222 244L221 246H220ZM240 243V242H239ZM91 245H89L88 243H87V246L89 245V248L88 249H90V246H91V248L93 247V248H95V250L93 249V251H95V253H96V249H97V247H94V245L92 244V242L90 243ZM95 244H96V242H95ZM125 245H126V242L124 243ZM141 244H142V246H143V243L141 242ZM152 244V245H151ZM158 244V243H157ZM156 244V245H157ZM168 244V243H167ZM216 244V245H217ZM247 244V243H246ZM10 245V244H9ZM46 245H47V243H46ZM84 245L86 246V244L84 243ZM83 245V247H85ZM93 245V246H92ZM120 245H122L121 243H120ZM137 246H138V244H136ZM147 245V247H148V243L146 244ZM163 245V244H162ZM165 245V244H164ZM164 245H163V247H164ZM171 245V244H170ZM203 245V244H202ZM208 244H204V246L206 247ZM210 245V244H209ZM208 245V246H209ZM227 245H228V243H227ZM263 245V244H262ZM48 246V245H47ZM87 246H86V249H87ZM100 246V245H99ZM114 246V244L112 245V247L111 248H115L116 247V245H115V247H113ZM168 246V245H167ZM214 246H215V244H214ZM213 246V244H212V246L211 247H214ZM10 247V246H9ZM83 247H82V253H84V252H86V251H84L83 250ZM101 247V246H100ZM122 247H124V248H126L127 247V245H126V247L125 246H123L122 245ZM182 247V246H181ZM216 247V246H215ZM224 247V246H223ZM248 247H249V245H248ZM259 247H262V246H260L259 245ZM108 248H109V246H108ZM123 248V249H124ZM133 248V247H132ZM149 248H151V249H155V246H152V247H149ZM160 248H161V246H160ZM203 248V247H202ZM202 248H201V250H202ZM45 249V248H44ZM102 249V248H101ZM116 249V248H115ZM118 249V248H117ZM126 249H128V248H126ZM125 249V250H126ZM131 249V248H130ZM185 248H183V250H184ZM221 249V248H220ZM260 249V248H259ZM258 249V250H259ZM264 249V248H263ZM262 249V250H263ZM10 251H11V249H9ZM12 250H13V248H12ZM74 251H75V249H73ZM79 250V249H78ZM77 249H76V251L77 252H79V253H76L77 255L76 256H78V258L79 259H81L82 258V256H84V255H82V253H81V250L80 251H78ZM107 250V249H106ZM106 250H102V251H104V253H105V251ZM111 250H114V249H111ZM110 250V254H112L111 252H113V251H111ZM156 250V249H155ZM165 250H167V249H165ZM165 250L164 251H160L159 249H158V252H165ZM186 250V249H185ZM227 250V249H226ZM238 250V248L237 249H235V251H237ZM75 251V252H76ZM84 251V252H83ZM88 251V250H87ZM91 251H92V249H91ZM91 252V253H93L94 254V252ZM116 250H114V252H115ZM118 251V250H117ZM116 251V252H117ZM133 251H135V249L133 250ZM157 251V250H156ZM155 251V252H156ZM242 251H244L243 250V248H242ZM249 251H252L251 249L249 250ZM17 252V251H16ZM43 252V251H42ZM45 252V251H44ZM74 252V253H75ZM101 252V251H100ZM107 252V251H106ZM113 252V253H114ZM119 253H121L120 252V249H119V251H118ZM117 252V253H118ZM127 252V251H126ZM154 252V251H153ZM220 252H222V251H219V253H217L218 254V256H220L221 257V253ZM18 254H16V255H20L19 254V252H17ZM90 254V252H86V257H87V254ZM123 253H125V251L124 252H122L121 254H123ZM202 253V252H201ZM243 253V252H242ZM261 253V252H260ZM24 254V253H23ZM78 254H80V255H78ZM88 254V255H89ZM103 254V253H102ZM101 254V255H102ZM121 254H119V255H121ZM217 254H215L214 256V259H215V261H214V259H210V261H211V263H213V264H216L217 263V261L216 260H218V262H219V258L220 257H218V256H216ZM244 254V253H243ZM262 254H264V253H262ZM16 255H15V257H16ZM22 255V254H21ZM105 255V254H104ZM126 255V254H125ZM155 255V254H154ZM161 255V254H160ZM71 256V255H70ZM76 256H74L75 258H77ZM81 256V257H80ZM91 258H93V260L95 259L93 256H91V255H89ZM95 256H96V254H95ZM108 256H110V255H108L107 254V256L105 255V257L107 258ZM118 256V255H117ZM156 256V255H155ZM235 256V255H234ZM233 256V257H234ZM11 257V256H10ZM72 257V256H71ZM74 257H73V259H74ZM85 257V258H86ZM110 257H114V256H110ZM119 257V256H118ZM117 257V258H118ZM243 257V256H242ZM256 257H258V256H256ZM264 256H262V258H263ZM77 258V260H79ZM90 258V259H91ZM160 258V257H159ZM159 258H157V259H159ZM203 258V257H202ZM201 258V260H202V262H203V259ZM218 258V259H217ZM232 258V257H231ZM251 259L253 258V257H250ZM259 258V257H258ZM71 260H72V258H70ZM90 259L87 261L88 263H89V261H90ZM105 259V258H104ZM108 259V258H107ZM115 259H116V255H115ZM119 259V258H118ZM120 259H123V258H120ZM120 259H119V261H120ZM163 259H164V257H163ZM162 259V260H163ZM184 259V258H183ZM197 259V258H196ZM196 259H195V261H196ZM221 259V258H220ZM16 260V259H15ZM26 260V259H25ZM76 260V259H75ZM86 260H87V258H86ZM92 260V261H93ZM96 260V259H95ZM100 260V259H99ZM110 260V259H109ZM124 260H127V258H125ZM131 262H130V261ZM128 261H129V263L128 264H134L133 262H132V260L131 259H129ZM149 260V259H148ZM147 260V261H148ZM156 260V259H155ZM189 260V259H188ZM213 260V261H212ZM240 260V263L242 262L241 260H243V259H239ZM239 260H235L234 259V261H239ZM68 261V260H67ZM80 261V260H79ZM105 261H106V259H105ZM153 261V260H152ZM205 261V260H204ZM208 261V260H207ZM230 261H231V263L232 264H235L236 262H234L233 263V260L232 259H230ZM246 261H248V260H246ZM259 261V260H258ZM70 262H73V261H69V263ZM78 262V261H77ZM76 262V263H77ZM84 262V261H83ZM83 262L81 261L80 263H82L83 264ZM86 262V263H87ZM95 262V261H94ZM102 262V261H101ZM124 262V261H123ZM154 262V261H153ZM153 262H151V264L153 263ZM164 262V261H163ZM223 262H224V260H223ZM243 262H244V260H243ZM254 262H256V260L254 261ZM66 263H68V262H66ZM87 263V264H88ZM107 263V262H106ZM109 263V262H108ZM150 263V262H149ZM148 263V264H149ZM156 263V262H155ZM178 263H180L179 261H178ZM190 263V262H189ZM204 263V262H203ZM221 263V262H220ZM230 263V264H231ZM239 263V264H240ZM251 263V262H250ZM264 263V262H263ZM70 264H72V263H70ZM89 264H92V262L91 263H89ZM99 264V263H98ZM111 264V263H110ZM161 264H162V262H161ZM170 264H173V261H172V263H170ZM174 264H176V262H174ZM183 264H185V262H183ZM194 264V263H193ZM199 264H200V262H199ZM206 264V263H205ZM221 264H223V263H221ZM225 264H227V262L225 263ZM256 264H258V263H256ZM262 264V263H261Z\"/></svg>",
    "mask_w": 264,
    "mask_h": 264
}]
</instances>
